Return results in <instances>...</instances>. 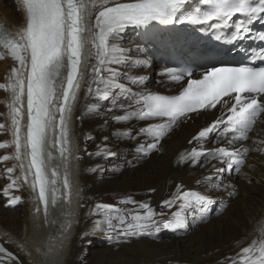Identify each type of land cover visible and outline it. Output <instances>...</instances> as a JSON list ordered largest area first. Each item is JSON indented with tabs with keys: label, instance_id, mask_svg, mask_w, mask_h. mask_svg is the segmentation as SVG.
<instances>
[{
	"label": "snow or ice",
	"instance_id": "snow-or-ice-1",
	"mask_svg": "<svg viewBox=\"0 0 264 264\" xmlns=\"http://www.w3.org/2000/svg\"><path fill=\"white\" fill-rule=\"evenodd\" d=\"M188 3L189 0H91L89 7L85 0H19L20 10L25 14V26L13 34L0 25V48L15 62L10 69V83L0 85L10 93L7 106L13 136L11 142L0 143V148L14 147L15 154L14 157L2 156L0 160L14 158L20 162L18 167L23 183L30 185L37 193L39 204L43 205L45 224L48 223L49 200L52 204L56 202L54 185L59 177L55 169L49 177L47 161L52 159L51 152H46L49 134L54 127L58 130L55 143L59 159L66 161L65 153L71 156L67 123L72 111L70 101L77 99L80 81L86 75L89 79L88 92H93L92 85L95 84L96 98L112 105L106 111L121 110V114L113 118L115 121L145 122L134 135H129L130 139L145 138L146 142L137 148L143 155L157 149L163 137L181 121L193 119L209 110L220 112L188 141L193 147L181 155L180 162H190L197 167L214 160L224 165L212 164L206 180L213 189L228 190L223 180L225 172L229 175L233 170L239 173L249 152L242 142L251 139L249 133L255 130L258 120L264 119V66H255L257 60L264 65V48L251 49L255 59L250 57L247 65H202L198 77L191 68H166L165 74L171 81L186 78V86L176 95L141 90L144 88V77L139 75H134L128 83L122 78L121 66L129 65L130 50L126 52L117 41L122 39L124 30L129 26L146 27L152 22L206 24L212 29L227 26L234 31L224 38L235 44L252 39V25L264 23V0H199V5L192 10L187 9ZM256 38L264 42V33H257ZM217 39L221 37L217 36ZM88 44H91V49L86 50ZM137 51L142 53L143 50ZM65 60L67 77L60 99L56 94L55 80L65 67ZM89 60L95 62L89 64ZM146 62V55L137 60L141 68ZM82 64L87 66L86 73L79 71ZM25 92L26 131L22 126ZM56 99H59L58 108ZM54 109L59 112L58 122ZM99 110L96 104L89 106V114H99ZM156 120L162 122L151 123ZM0 130H9V125L0 123ZM214 135L226 142L227 147L222 144L207 149L205 145ZM107 139L104 137L105 141ZM258 143L264 146V140ZM255 150L264 153V147ZM108 155L114 156L115 153L109 151ZM6 171L12 174L15 167ZM20 179L13 178L5 192L18 188L17 181ZM197 184H200L199 180ZM71 187L65 164L63 196L66 203L70 202ZM233 194L234 190L229 192V195ZM20 200V196H14L9 203L15 205ZM126 203L137 207L121 210L112 205L105 206L109 209L107 218L95 222L96 229L105 235L109 244L119 245L133 237L159 234L161 229L174 230L179 234L188 226L189 214L197 209L203 214L214 201L207 191L184 190L183 185L178 184L169 198L160 202V208L168 209V212L157 211L149 203L131 198ZM100 208L97 205L92 214L99 215ZM40 211L37 207L34 215L38 216ZM169 213L171 219L168 218ZM81 239L91 243L87 232L81 235ZM5 252L6 248L0 246V253ZM225 264H264V229L259 238L252 239L233 256L226 258Z\"/></svg>",
	"mask_w": 264,
	"mask_h": 264
},
{
	"label": "bare ground",
	"instance_id": "bare-ground-1",
	"mask_svg": "<svg viewBox=\"0 0 264 264\" xmlns=\"http://www.w3.org/2000/svg\"><path fill=\"white\" fill-rule=\"evenodd\" d=\"M126 1L129 0H122ZM85 2L91 7V0ZM0 25L13 34L25 26V14L20 10L19 0H0ZM117 44L126 52L130 50L129 65L121 66L125 83L139 75L144 77L141 90L156 92L170 88V84L161 82L158 65L142 46L135 43L127 29ZM87 49H91V44L86 45ZM137 49L143 50L142 53ZM145 55L147 62L141 68L137 60ZM0 56H3L0 59V85H6L10 83V69L15 62L2 48ZM94 62L89 60L88 63ZM81 72H87L85 64H82ZM61 75L62 69L55 80L56 89ZM88 84L86 75L80 81L77 99L70 101L72 111L67 123L71 156L65 153L66 161L59 159L57 145L52 144L54 128L49 134L46 148V152L52 154V159L47 161L49 177L53 169L59 177L54 185L56 202L52 204L49 200L47 224L35 192L29 184L23 183L18 167L20 162L14 158L0 160V246L6 248L5 253H0L2 264H225L226 258L233 256L241 246L260 237L264 229V153L255 149L264 147L258 143L264 140V119L249 133L251 139L243 142L249 152L242 169L236 174L225 172L223 180L228 190L213 189L206 177L212 164L223 165L209 160L193 167L190 162L181 163L180 157L193 146H187L186 142L201 126V118L212 119L216 111H207L194 118L192 123L175 126L163 137L157 149L143 155L137 148L146 142L145 138L130 139L129 135H134L145 122L115 121L113 118L120 115L121 110L106 111L112 105L96 98L95 84L92 85L93 92L89 93ZM9 103L10 93L0 87V123L9 125V130H0V143L13 140ZM92 104L98 106L99 114H89ZM22 126H26L25 115ZM89 136L93 138L87 139ZM221 142L213 136L205 147L211 150ZM109 151L115 155L109 156ZM14 154V147L0 148V157H14ZM65 164L72 186L69 203L63 196ZM12 167L15 172L10 174L6 169ZM94 168L96 171H91ZM15 177H21L17 181L19 187L6 193L5 189ZM198 180L200 184H197ZM177 182L184 190L207 191L214 201L203 214L198 209L189 214L188 226L179 234L161 229L159 234L133 237L117 245L107 243L105 235L96 229L95 222L109 214L105 206L112 205L121 210L136 208V205L126 203L129 198L149 203L157 211L168 212V209L160 208V202L175 191ZM150 189L155 191L150 192ZM233 190L234 194L229 195ZM14 196H20L21 200L11 205L9 201ZM97 205L101 206L99 215H93ZM37 207L41 209L38 216L34 215ZM168 218H172L170 213ZM85 232L91 243L81 239Z\"/></svg>",
	"mask_w": 264,
	"mask_h": 264
}]
</instances>
